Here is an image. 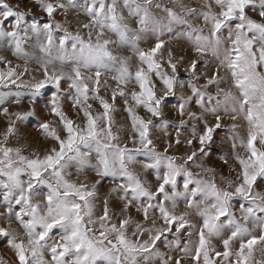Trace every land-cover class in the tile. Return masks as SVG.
Listing matches in <instances>:
<instances>
[{
    "label": "snow or ice",
    "instance_id": "6c2138e0",
    "mask_svg": "<svg viewBox=\"0 0 264 264\" xmlns=\"http://www.w3.org/2000/svg\"><path fill=\"white\" fill-rule=\"evenodd\" d=\"M26 3L0 0V47L25 61L18 71L20 65L13 67L0 56L7 68L0 71V89H7L0 91V114L7 117L6 129L0 133V204L6 213L0 218L8 221L0 226V239L13 252V264H264V189L257 188L264 181V0H200L199 7L185 0H171V6L160 0H90L83 6L88 22L75 32L66 26L67 20L55 18L58 11L66 16L70 8L78 7L74 0H34L24 10ZM37 7L46 20L31 16ZM249 11L258 18L249 16ZM193 17L197 23L191 21ZM178 25L186 26L179 36L186 38L195 55L184 67L191 94L181 95L178 102L180 125L192 122V135L181 141L178 132L176 144H199L186 153L183 163L165 154L171 143L161 153L150 138V129L157 127L152 118H161L166 99L185 86L178 74L185 57L168 48L164 58L163 35ZM33 39L29 54L25 47ZM149 39L155 43L141 47ZM209 55L215 61L211 73L207 69L212 63L205 59ZM29 60L38 65L40 76L26 81L22 77L31 71ZM105 73H113L112 103L99 94L102 87H111L101 79ZM201 79L203 84L194 82ZM64 80L68 89L62 92ZM46 85L56 89L48 101L56 120L38 126L54 143L42 156L35 152L26 156L22 147L9 146V141L17 133V123L34 116L35 109L9 112L3 105L12 96L11 102L19 104L23 90L31 97L30 105H35ZM129 85L138 90L129 93ZM62 96L72 101L79 123L63 110ZM118 96L130 97L124 100V111L131 120L129 139L138 148L122 145L114 131L112 113ZM90 99L98 101L102 111L93 109ZM191 103L198 111L189 110ZM138 108L148 118L139 116ZM209 115L214 117L212 124L206 119ZM224 117L233 122L230 171L235 172L226 188L189 170L192 164L205 172L215 171L197 160L207 155L206 145L213 143V133L222 127ZM201 122L203 130L198 132ZM242 128L243 136L238 131ZM138 154L148 158L142 168L154 172V185L132 169ZM221 159L228 164L227 156ZM72 168L76 180L71 179ZM85 170L94 171L99 179L92 184L81 181L79 174ZM106 178L114 184L110 191L123 202L118 220L113 219L116 213L107 199L103 213L96 214L97 185ZM236 198L241 201L239 218L233 211ZM181 200L195 211L198 223L192 222L190 212H177ZM132 207L142 220L125 215ZM13 219L18 227H13ZM54 231L58 239L52 238ZM168 234L173 239L165 247L189 259L159 250L158 242L166 241ZM185 235L187 239L181 240Z\"/></svg>",
    "mask_w": 264,
    "mask_h": 264
},
{
    "label": "rangeland",
    "instance_id": "374dc122",
    "mask_svg": "<svg viewBox=\"0 0 264 264\" xmlns=\"http://www.w3.org/2000/svg\"><path fill=\"white\" fill-rule=\"evenodd\" d=\"M7 3L11 5H15L18 0H6ZM90 0H74V3L78 6L76 8H70L67 15L62 11H58L56 13V20L60 22H64L65 20L68 21L66 26L69 28L70 31L75 32L80 24L87 23L88 17L83 11V6L86 5ZM34 3V0H27V3L23 6L24 10H27L28 7H30ZM160 3L163 5L171 6V0H160ZM185 3L192 7H199L200 0H185ZM249 16H252L253 18H258L257 14L249 11ZM31 16H35L36 18L44 17V20L47 19L46 16L41 12V10L37 8H33V11L31 13ZM31 16L29 19H31ZM193 23H197L196 19L190 18ZM43 22V21H42ZM200 26H203V21H198ZM134 26V22H133ZM184 25H178L172 32H166L163 35V39L167 45V48L164 50V58L167 59V50L168 48L172 49L174 53L177 55H183L185 57V60L183 61L182 66L179 68V79L184 82L185 86L183 88H178L177 95L176 96H169L162 108L163 115L161 118H152L153 123L157 125V127L150 129V138L153 140V144L155 146L156 151L164 153V149L168 147L169 143H171L172 147L168 148V152L165 153L169 156H175L177 160L180 163H183V157L186 155V153H190L193 149L199 148V144L197 141H194L193 145L190 147L187 145V143H181L179 145L176 144L177 139V133L179 132V138L181 141H186L188 138H191V129L193 127V123L189 122L185 125H180V117L178 112V102L181 95H190L191 89L187 87V81L189 79L188 74L185 72L184 67L187 65L188 61L192 58H194V53L192 51L191 45L187 42L186 38H182L179 36V33L185 30ZM62 33H57V35H61ZM85 36L87 35V32H84ZM227 37V32L225 31V38ZM115 37H113L114 39ZM155 43L154 39H149L146 42H142L141 47L147 49L149 46ZM35 45V39H33L31 42H29L26 47L25 51H27L29 54L33 53ZM122 54L124 55H131V52L121 49L120 50ZM38 55V52H37ZM0 56H3L6 61H11V64L13 67L16 65H20V68L18 71H22L23 67L25 65L24 59L18 58L17 56H14L10 49L7 47H0ZM205 59L209 60L212 63V67L207 69L209 73L215 70V61L214 58L210 55L205 57ZM28 68L31 70L29 74L22 77L23 80L30 81L33 76H40V73L36 71L38 68V65L35 63L34 60H29L27 64ZM0 71H7V68L5 67L4 63H0ZM205 71L203 61L200 62V68L199 72L203 73ZM113 73H105L101 79L107 80L108 84L111 85V87H102L100 90V95L107 99L110 103H112L111 99V91L115 87V82L112 80ZM197 84H203L205 81L204 79H201L199 81H194ZM158 89L162 87L160 82L156 81ZM222 87H226V85H221ZM10 88H12L13 92L16 91L15 86L9 85ZM68 89V81L64 80L61 82V91L64 92ZM132 90H138L135 85H129L127 88V91L130 93ZM0 91H7V89H0ZM56 89L52 85H46L45 89L42 90V95L37 98V101L35 105H30L31 97L28 95L27 90H23V95L21 96V101L19 104H14L11 102V100L15 99V96H12L10 98L9 103L6 105H3V107H7L9 109V112H26L31 107H34L35 109V115L32 117H29L28 119L24 121H20L17 123V133L15 136H13L9 141V146L13 147H22L24 149L23 154L26 156H30L32 153H37L39 155H43L45 153V150L49 148L54 142L50 139L45 138L43 134V130L39 128V123L43 121H54L56 118L52 116L50 111V106L48 105V101L51 99V95L53 92H55ZM213 93L215 92V89H210ZM130 99V97H117L115 101V108L116 111L112 113V118L115 122L114 131L118 132L120 135V142L122 145H127L130 149L138 148V144H133L132 141L129 139V136L133 135L132 128H131V120L128 117V113L124 111L125 108V99ZM89 103L93 105V109H99L102 111V109L99 108V102L89 100ZM72 101L69 100L67 97L62 96L61 97V105L63 107V110L67 115L72 118L73 120H76L77 123L80 122V120L77 118L75 111L73 110ZM189 110L191 111H198L196 105L194 103L189 104L188 106ZM136 112L139 116L148 118L149 114L143 109L138 108L136 109ZM14 118V117H13ZM185 120H187V117H184ZM208 122L210 124L214 123V117L209 115L206 117ZM167 122L166 124L164 122ZM233 122L228 119L227 117H224L223 119V125L220 129L216 130L213 133V143H211L210 147L206 145V148L208 149L207 155L201 156L197 160V164H203L205 168H212L215 171L214 172H205L201 168L196 167L195 165L189 164V170L193 172L194 175L199 176L206 180H212L214 179L215 183L222 188L227 187V181L228 180H234L235 179V172L230 171V166L234 165V161L231 159L232 156V148L231 144L232 141L230 139L231 135V129L230 125ZM242 123V122H241ZM7 126V117L0 114V133H3V131L6 129ZM197 130L198 132H202L203 130V123L197 124ZM239 135L243 136L246 133V129H240ZM221 141H224V143H221ZM239 151H242V149H238ZM222 156L228 157V164H225L223 159H221ZM137 163L131 165L132 169L140 173L142 179H147L150 181L153 185L156 183L155 180V174L151 170L148 172H144L142 165L145 162H148V158L144 155L138 154L136 156ZM94 163V161H93ZM72 172L71 179L76 180L77 179V173L75 168L70 169ZM223 177V179H222ZM27 179V177H24ZM79 179L81 181H86L89 184L94 183L98 177H96L94 171L85 170L79 174ZM179 184L182 187L183 184V177L178 178ZM114 187V184L111 180V178H106L101 181L100 184L97 185V197L96 200V214L101 215L103 213V205L105 202V199H107L109 208L113 212L116 213V215L113 217L114 220H118L120 217V210L123 208V202L119 200L116 193H113L110 191V189ZM258 190L264 189V181H260L257 185ZM154 190V189H153ZM41 192L46 193L47 188L44 186H41ZM42 198V196L40 197ZM233 211L236 212L237 217L239 218V208L241 201L236 198L233 200ZM16 210H19V206L13 205ZM190 212V219L193 223L199 222V217L196 215L195 211L188 209L186 204L183 202V200L178 202L177 205V212ZM0 214H5V207L0 204ZM125 215H131L136 220H142V214L138 213L136 211L135 207H132L129 209L128 213ZM7 219L0 218V226H7ZM13 227H18L16 225L14 219H13ZM174 231V230H173ZM258 234V231L257 233ZM53 239H58V233L54 231L52 233ZM145 239L147 237H144ZM173 239V236L171 234H168L167 240L165 241L162 238V241L158 242V248L161 252L167 253L176 257H182V254L179 252H175L172 249L166 248L165 243L170 242ZM187 239V236L181 237V240ZM193 239H196L194 236ZM216 246L222 250V245L219 243V241H214ZM181 247L183 245L181 244ZM257 256H259V253H257ZM183 259L187 260L188 257H182ZM0 260H3L6 262V264H13L15 257L13 252L8 248L5 241L0 239Z\"/></svg>",
    "mask_w": 264,
    "mask_h": 264
}]
</instances>
